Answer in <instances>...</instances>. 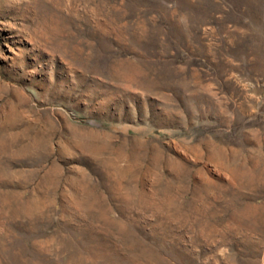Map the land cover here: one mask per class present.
<instances>
[{
	"label": "rangeland",
	"instance_id": "374dc122",
	"mask_svg": "<svg viewBox=\"0 0 264 264\" xmlns=\"http://www.w3.org/2000/svg\"><path fill=\"white\" fill-rule=\"evenodd\" d=\"M0 264H264V0H0Z\"/></svg>",
	"mask_w": 264,
	"mask_h": 264
}]
</instances>
